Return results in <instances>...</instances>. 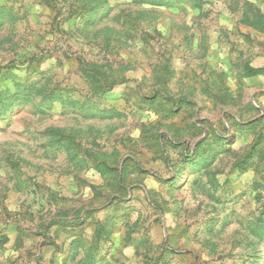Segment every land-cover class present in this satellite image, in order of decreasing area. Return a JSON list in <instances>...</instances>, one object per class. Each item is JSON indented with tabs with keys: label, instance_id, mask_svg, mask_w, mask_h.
I'll use <instances>...</instances> for the list:
<instances>
[{
	"label": "rangeland",
	"instance_id": "rangeland-1",
	"mask_svg": "<svg viewBox=\"0 0 264 264\" xmlns=\"http://www.w3.org/2000/svg\"><path fill=\"white\" fill-rule=\"evenodd\" d=\"M0 4V264H264V0Z\"/></svg>",
	"mask_w": 264,
	"mask_h": 264
},
{
	"label": "trees",
	"instance_id": "trees-1",
	"mask_svg": "<svg viewBox=\"0 0 264 264\" xmlns=\"http://www.w3.org/2000/svg\"><path fill=\"white\" fill-rule=\"evenodd\" d=\"M6 7H4L3 5L0 4V16L4 13ZM247 70L249 71V74L250 75H255L257 73H260V72H263L264 71V68H258V67H253V66H250L248 65L247 66ZM88 77L91 79V81L93 82H99V78L96 76L95 73H92V72H88L87 73ZM102 89L104 90V86H102ZM106 89V88H105ZM0 105H2V108L5 110L8 108L9 105H11L10 102H5L1 99L0 97ZM255 149V146L252 147V150ZM110 233L111 231L105 227H99L98 230L96 231L95 235H94V238H93V241L88 249L90 255H91V262L90 264H92L94 261H96V253L99 249V246H100V240L102 239V235H104L103 237H106V238H109L110 237Z\"/></svg>",
	"mask_w": 264,
	"mask_h": 264
}]
</instances>
